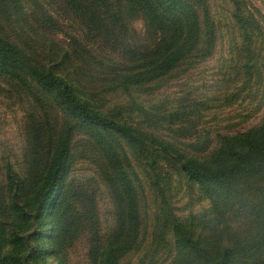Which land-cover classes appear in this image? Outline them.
Here are the masks:
<instances>
[{
    "label": "trees",
    "instance_id": "obj_1",
    "mask_svg": "<svg viewBox=\"0 0 264 264\" xmlns=\"http://www.w3.org/2000/svg\"><path fill=\"white\" fill-rule=\"evenodd\" d=\"M61 1L89 43L117 58L105 65L78 38L69 48L49 39L34 50L21 0H0V88L5 83L44 114L25 125L23 173L10 161L0 167V264H65L81 236L88 264L133 255L154 264L163 253L168 264H264V120L212 139L190 130L199 107L142 100L213 54L217 30L206 0ZM135 18L143 20V41L131 36ZM41 23L60 30L46 11ZM232 24L241 89L258 78L264 93V66L256 61L264 15L233 0ZM114 97L120 102L106 106ZM76 134L102 157L113 208L105 231L93 197L68 180ZM138 172L151 196L146 207ZM181 182L207 207L179 216Z\"/></svg>",
    "mask_w": 264,
    "mask_h": 264
},
{
    "label": "rangeland",
    "instance_id": "obj_2",
    "mask_svg": "<svg viewBox=\"0 0 264 264\" xmlns=\"http://www.w3.org/2000/svg\"><path fill=\"white\" fill-rule=\"evenodd\" d=\"M252 11L264 15V0H242ZM28 20L25 35L33 41L34 50L53 39L59 45L69 48L72 38H78L94 48L97 57L105 65L112 64L116 53L101 51L98 43H89L84 25L68 11L61 0H21ZM211 17L217 30L215 49L210 58L190 67L184 73H178L165 81L154 96L143 97V102H155L161 106L182 105L187 108L199 107L192 113L190 130L209 133L216 139L217 133L241 131L260 124L264 120V93L262 83L256 78L241 89L243 77L239 71L240 54L237 45V31L232 24L233 0H206ZM43 11L49 13L59 24L58 32H51L41 23ZM26 26V25H25ZM131 36L137 41L144 40V23L140 18L129 21ZM18 33H13L15 36ZM139 43V42H137ZM73 46V44H72ZM44 53V52H43ZM260 68L264 66V44L256 54ZM257 72V71H254ZM0 88V167L6 161L12 162L14 168L23 173V158L26 149L25 125L33 118H43L44 114L37 105L24 95L12 90L5 83ZM154 100V101H153ZM117 98H107V105L114 107ZM201 103V104H198ZM47 118L54 121L55 115ZM103 163L99 149L95 143L85 136L76 134L72 144L68 180L79 186L85 196H92L98 209L102 230L113 224V208L109 187L103 173ZM1 172V171H0ZM143 190H140L142 207L150 203L147 183L138 172ZM181 192L175 198L176 213L186 216L191 212H199L206 208L205 200L193 197L191 189L184 182L179 185ZM150 196V197H149ZM165 254L155 258L154 264H168ZM138 255L128 256L121 264H139ZM65 264H88L87 244L83 236L75 241L68 250Z\"/></svg>",
    "mask_w": 264,
    "mask_h": 264
}]
</instances>
